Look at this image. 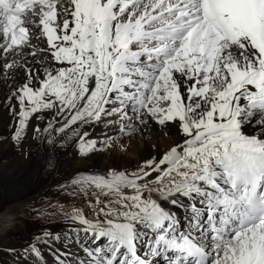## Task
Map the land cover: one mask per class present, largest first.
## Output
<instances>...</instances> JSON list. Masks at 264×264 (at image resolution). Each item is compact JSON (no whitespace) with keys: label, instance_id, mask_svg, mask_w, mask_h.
Listing matches in <instances>:
<instances>
[{"label":"snow or ice","instance_id":"snow-or-ice-1","mask_svg":"<svg viewBox=\"0 0 264 264\" xmlns=\"http://www.w3.org/2000/svg\"><path fill=\"white\" fill-rule=\"evenodd\" d=\"M0 111L69 202L10 264H264V0H0Z\"/></svg>","mask_w":264,"mask_h":264},{"label":"bare ground","instance_id":"bare-ground-1","mask_svg":"<svg viewBox=\"0 0 264 264\" xmlns=\"http://www.w3.org/2000/svg\"><path fill=\"white\" fill-rule=\"evenodd\" d=\"M7 120L8 117L3 111H0V179H11V181L18 180L19 182L39 179V181H44V183L41 185L42 190L35 188L37 185H33L29 189H25L23 194L0 195V207L11 201L19 202V207L16 211H12L11 208H9L7 212L0 210V228H5L3 234H0V247L17 243L21 236L35 229L36 225L33 223L32 216L34 206H38L39 212L46 214L42 217L43 223L49 224L55 221L58 225L62 217L54 219V217L51 216L56 215L60 205L64 204L67 208L69 203L68 200H59L55 195L45 193V191H49L52 188H57L55 184L57 177H46L45 175L39 174L36 170V161L32 153H30L28 159L25 160L20 153L11 147L10 142H4L3 138L7 135V129L5 128ZM154 137L155 133L150 132L144 140L131 141L128 150L125 152H122L117 145L114 144L110 153L97 154L91 160H80L74 154L69 155L61 160V171L70 172L73 169H79L85 166H90L98 170H104L110 166H132L151 151L149 145L155 142ZM7 167L10 168L9 171L5 172L1 170ZM5 216L11 221L6 226L2 223ZM18 232H21L22 235ZM0 262L10 264V258L0 252Z\"/></svg>","mask_w":264,"mask_h":264},{"label":"rangeland","instance_id":"rangeland-1","mask_svg":"<svg viewBox=\"0 0 264 264\" xmlns=\"http://www.w3.org/2000/svg\"><path fill=\"white\" fill-rule=\"evenodd\" d=\"M1 170L6 172V171H9L10 168L7 167V168L1 169ZM36 170L38 171V169H36ZM43 183H44V181L41 182V180L39 181V179H31V181L30 180L29 181L28 180H24L22 182H19L18 180H12L11 181V179H4V178H2V179H0V195L1 194H23V191L25 189H29L33 185L34 186L37 185V186H35V188H38L39 190H42L41 185ZM52 189H50L49 191H45V193L46 194H53V195L56 196L57 199H59V200H66L67 201L66 196H64L63 194H61V192L57 188L56 189L55 188H52ZM47 192H49V193H47ZM62 205H64V204H62ZM35 207H37V208H35ZM38 208H39L38 206H34V208L32 210V212H33L32 213V216L33 217H35L37 215V212H39ZM60 211H61V209L59 207L58 208V212H56V215L55 216H51V217H54V219L55 218L62 217L60 215ZM18 233L20 235H22L21 232H18Z\"/></svg>","mask_w":264,"mask_h":264}]
</instances>
